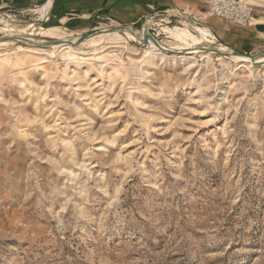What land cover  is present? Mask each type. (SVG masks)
<instances>
[{
	"label": "rangeland",
	"instance_id": "rangeland-1",
	"mask_svg": "<svg viewBox=\"0 0 264 264\" xmlns=\"http://www.w3.org/2000/svg\"><path fill=\"white\" fill-rule=\"evenodd\" d=\"M42 24L88 33L0 11V37ZM15 43L0 46V264H264V63Z\"/></svg>",
	"mask_w": 264,
	"mask_h": 264
},
{
	"label": "crops",
	"instance_id": "crops-1",
	"mask_svg": "<svg viewBox=\"0 0 264 264\" xmlns=\"http://www.w3.org/2000/svg\"><path fill=\"white\" fill-rule=\"evenodd\" d=\"M252 8V20L241 25L227 18L208 15L207 0H0L1 12L27 14L35 11L41 22L64 24L82 33L99 30L101 25L128 26L136 30L144 23V17L154 12L167 11L173 22H182L184 19L180 14L183 13L202 15L205 18L198 25L210 28L220 42L234 50L263 55L264 0L253 2ZM184 25L193 29L194 24L186 21Z\"/></svg>",
	"mask_w": 264,
	"mask_h": 264
},
{
	"label": "bare ground",
	"instance_id": "bare-ground-1",
	"mask_svg": "<svg viewBox=\"0 0 264 264\" xmlns=\"http://www.w3.org/2000/svg\"><path fill=\"white\" fill-rule=\"evenodd\" d=\"M243 1L249 3L248 0H243ZM249 1L259 2V0H249ZM250 6L252 7V4H250ZM252 16L250 18V21L252 20ZM192 27L193 29H191L188 25H183V26L176 25L173 27L165 26L163 31H165V34L166 33L168 34V38H171L170 41H168L171 43V45H168L160 41L159 43H157L152 39L148 40V42H145V39L141 41L142 40L141 37L144 36L142 30H139L141 31V33L139 34L136 32L134 28L128 26H126L125 28L120 27L114 30H111L110 29L111 27H106L107 28L106 32H101L96 35H91L90 37L86 38L83 41V44L84 43L88 44L90 42L96 43L98 41L104 40L105 38L106 39L110 38L111 40H123L126 42L134 38L139 44L143 46H147L150 50L157 51L161 54L183 53L184 55H186V54H199L205 52L214 53L215 50H220L223 53H229V56L231 55L237 63H240L244 66L246 65L253 66L256 65L257 63H264V59L262 58L256 59L252 55H243V54L235 53L234 49L230 48L223 42L217 40L216 35L207 26L194 24ZM7 31H8L7 35H5L4 37L3 36L0 37L1 47H7L9 46L10 43L16 44L15 42L17 41L34 42L35 44H41L47 41V40L41 41L39 40L38 37L51 38L56 40V42H53L46 47L36 46L34 48H27L24 45L21 44L18 45L20 52L29 51L36 54L38 53L40 54L42 52L48 53L49 51L55 52L59 49H73L74 47L69 42L71 41L76 42L80 38L78 37L72 40L68 39L67 38L68 32L64 30V27L59 25L47 26V27L38 25L30 32L25 31V29L24 30L18 29L16 32L13 30H7ZM206 43L212 44L217 48L215 49L209 47L206 48L204 46ZM166 50H174L175 53H170ZM6 56H8L7 53H4L3 51L0 52V60L6 58ZM220 56H225V55L220 54Z\"/></svg>",
	"mask_w": 264,
	"mask_h": 264
},
{
	"label": "built area",
	"instance_id": "built-area-1",
	"mask_svg": "<svg viewBox=\"0 0 264 264\" xmlns=\"http://www.w3.org/2000/svg\"><path fill=\"white\" fill-rule=\"evenodd\" d=\"M209 4L208 15L219 16L227 18L241 25H247L250 23V18L252 16V9L249 4L243 0H207ZM28 13L36 14L35 11ZM27 13V14H28ZM23 14V13H22ZM183 16L181 18L184 22L188 21L191 24H201L204 20V16L196 14H180ZM179 17V16H175ZM172 15L169 16L167 11L154 12L146 15L144 17V23L142 24V32L145 34L149 31L154 38L159 42H162L161 36H165L163 31L165 24L172 23ZM181 22V23H182ZM106 28V27H105ZM143 41L144 36L141 38ZM150 40V39H149Z\"/></svg>",
	"mask_w": 264,
	"mask_h": 264
},
{
	"label": "water",
	"instance_id": "water-1",
	"mask_svg": "<svg viewBox=\"0 0 264 264\" xmlns=\"http://www.w3.org/2000/svg\"><path fill=\"white\" fill-rule=\"evenodd\" d=\"M120 27H121V28H125L126 26H115V27H111L110 29H111V30H114V29H117V28H120ZM106 29H107V28H103V29H99V30L92 31V32H88V33L82 35V36H81L76 42H72V41H71V42H69V43L72 44V45L81 44L86 38L90 37L91 35H96V34H99V33H101V32H106ZM144 37H145V42H148L149 39H152V40H154L155 42L159 43L149 31H146V32H145ZM28 41H29V40H28ZM53 42H56V40L46 41V42H44L43 44H45V45L48 46V45H50V44L53 43ZM33 43H34V42H33ZM166 51H168V52H170V53H175L174 50H166ZM234 51H235V53H237V54L251 55V54H249V53H247V52H241V51H238V50H234ZM215 52H217L218 54H224L225 56H228V55H229V53H223V52L220 51V50H215ZM257 64H261V63H257Z\"/></svg>",
	"mask_w": 264,
	"mask_h": 264
}]
</instances>
